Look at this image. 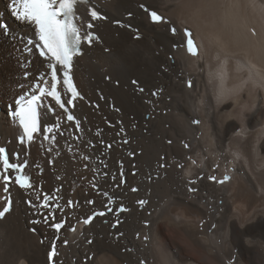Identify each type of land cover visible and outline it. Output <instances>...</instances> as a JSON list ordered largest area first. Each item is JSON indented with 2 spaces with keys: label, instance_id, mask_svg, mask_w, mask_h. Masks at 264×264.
<instances>
[{
  "label": "bare ground",
  "instance_id": "bare-ground-1",
  "mask_svg": "<svg viewBox=\"0 0 264 264\" xmlns=\"http://www.w3.org/2000/svg\"><path fill=\"white\" fill-rule=\"evenodd\" d=\"M6 3L0 0V11L11 35L0 29V106L23 91L16 86L26 82L21 75L30 70L20 69L12 45L19 43L15 32L25 35L30 28L9 18ZM90 5L108 19L92 22L101 43L85 47L75 59V81L85 97L74 109L78 139L64 123L65 136L57 134L54 142L36 135L26 171L43 190L51 193L61 185V196L78 200L64 215L84 217L106 201L92 189L93 177L99 190L129 210L119 218L97 217L74 233L62 229L56 264H264V0H90ZM141 5L191 27L200 53L191 57L174 50L183 40L180 33L169 34L168 24H150ZM117 20L138 28L141 38L133 40L134 32L115 25ZM31 64L34 72L42 69L35 58ZM159 89L154 98L152 91ZM60 117L45 114L44 122L54 124ZM17 133L1 109L2 143L24 151L14 143ZM125 138L126 144L118 142ZM101 141L115 143L107 149ZM226 163L236 167L230 181H210L217 172L213 167ZM33 164L43 168L40 176ZM135 185L139 189L132 192ZM2 187L0 181V197ZM35 188L9 189L14 203L0 220V264H47L55 232L50 223L30 224L39 215L23 201ZM142 198L149 199L144 207L135 203Z\"/></svg>",
  "mask_w": 264,
  "mask_h": 264
},
{
  "label": "snow or ice",
  "instance_id": "snow-or-ice-1",
  "mask_svg": "<svg viewBox=\"0 0 264 264\" xmlns=\"http://www.w3.org/2000/svg\"><path fill=\"white\" fill-rule=\"evenodd\" d=\"M77 0H13V6L15 7V12L13 13L18 19L29 21L36 25L39 31V41L40 43L35 44V49L39 51V55L41 57L51 56V58L55 61V63H49L48 68L51 69V90L47 92L49 97H52L55 100V103L59 105L61 109H65V102L62 101L60 92L57 91L58 80V72L62 67L64 69L63 72V83L67 87L68 92L71 94L72 98L66 101L67 105L74 106V100L79 98L80 93L76 90L74 85L72 84V78L70 76V70L73 67L72 61L73 56L80 54V45L82 40L87 42L89 46L92 42L97 39V37L92 33H87L81 36L80 28L74 22L79 17L76 15L74 9ZM141 7H144L141 5ZM131 15V13H129ZM150 17L152 22L160 23L165 22L164 17L159 15L156 11L150 12ZM98 19H106V17L99 14L98 10H90V20L92 22ZM89 22L87 24L88 28H93L94 23ZM115 23L119 24L120 21H115ZM0 29H7V25L4 23H0ZM171 31L173 34L176 33V28H172ZM184 34L187 37V46L188 51L194 53L195 44L192 38V33L189 29H184ZM29 44H32L33 41L29 40ZM26 51H32V49H25ZM27 75V73H25ZM45 89H40V95L33 94L31 99H29L26 103H23V97L16 100V105L19 106L16 108V111L13 113L14 117L19 118V123L23 128L24 136L21 137V142H23V138L26 137L28 141H33V134L41 131L40 123L38 121V113L36 111L37 102L44 95ZM155 95V93H153ZM51 111V109H48ZM67 120L72 121L76 120L75 116L72 114L67 115ZM80 122L77 120V130H79ZM59 127V125H56ZM44 132H50L51 127L45 126L43 128ZM123 131V129H121ZM44 139H48L47 136ZM55 139V137H53ZM127 143V141H125ZM187 147V145H185ZM111 147V145H108ZM134 153H130L133 155ZM87 159V157H84ZM0 164H2L4 175L2 179L4 181L3 191L7 193L9 191V182L13 181V177L9 174V170L16 172L14 177V183L19 185L21 189L27 190L33 187L32 183L29 181V177L22 174V170L24 168L23 164L10 163L9 154L6 153L4 147H0ZM163 167V165H161ZM209 180H216L214 176L208 177ZM227 176L224 177V180H228ZM123 182V181H121ZM219 183H223L224 181H217ZM95 187V185H94ZM132 191H137V189L133 188ZM190 191H195V189H190ZM107 195V193H104ZM5 202L2 207H0V219H5L6 215L11 212L13 207V200L10 196L0 197ZM51 199L50 196L45 195L43 197L41 207L48 208L50 205L48 201ZM29 205H32V201H26ZM89 204H92L93 201H88ZM138 204L143 206L147 203L144 200L137 201ZM73 202L71 200L68 201V206L71 207ZM123 210V208H121ZM111 211V209H109ZM104 212L93 213L83 220L85 225L89 224L94 216H104ZM50 216L46 215L43 217V222L48 224L50 223ZM40 221H32L33 224H37ZM118 223V221H117ZM50 226L54 228L57 232H59L64 226V221L60 222H51ZM116 227V224L112 225ZM74 230V229H73ZM33 232L36 231L35 227L32 229ZM147 239V237H145ZM65 244L68 241H64ZM91 243V241H89ZM57 241H51V247L47 251V264H56L58 258V249H57ZM88 259V258H86ZM140 264H144V261H140Z\"/></svg>",
  "mask_w": 264,
  "mask_h": 264
},
{
  "label": "rangeland",
  "instance_id": "rangeland-1",
  "mask_svg": "<svg viewBox=\"0 0 264 264\" xmlns=\"http://www.w3.org/2000/svg\"><path fill=\"white\" fill-rule=\"evenodd\" d=\"M3 13H4V12H3ZM4 36H5V35H4ZM5 37H7V36H5ZM132 39H133V38H132ZM133 40H134V39H133ZM161 48H163V47H162V46H159V49H158V50H160ZM106 50H107V49H106ZM104 52H106V51L104 50ZM106 53H107V52H106ZM168 58H169V56H168ZM169 59H171V58H169ZM201 71H202V69H201ZM156 75H157V72H156ZM134 78H135V77H134ZM103 79H104V77H103ZM105 81L108 82V81H110V80H106V79H105ZM111 81H112V80H111ZM111 81H110V82H111ZM112 84H113V82H112ZM114 85H115V83H114ZM135 88H136V86H135ZM97 93H98V92H97ZM90 105H93V106L95 105V106H96L95 103H90V102H88V103H87V106H90ZM110 109L112 110L113 108H110ZM117 111H118V110H117ZM107 125H108V124H107ZM134 125H135V124H134ZM134 125H132V127H133L132 129H135V130H136V129H137V125H136V127H135ZM142 132H143V133H146V129H142ZM7 140H8V139H7ZM7 140H6V141H7ZM7 142H8V141H7ZM76 185H77V187H80L79 183H77ZM137 236H138V235H137ZM124 251H125V250H122V252H124ZM174 254H175V252H174ZM84 260H86V258H85Z\"/></svg>",
  "mask_w": 264,
  "mask_h": 264
}]
</instances>
